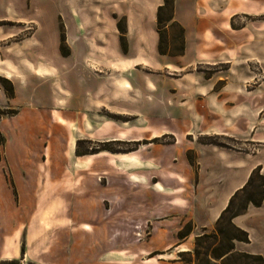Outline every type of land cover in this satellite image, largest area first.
<instances>
[{"label": "rangeland", "instance_id": "rangeland-1", "mask_svg": "<svg viewBox=\"0 0 264 264\" xmlns=\"http://www.w3.org/2000/svg\"><path fill=\"white\" fill-rule=\"evenodd\" d=\"M183 1L196 8L202 2L209 16L198 22L203 35L195 39L194 46L200 50L172 57L160 55L158 49L153 54L151 49L154 37L157 47L159 42L157 15L153 25L148 14L153 0H0V66L22 84L33 79L30 90L21 91L20 99L61 96L65 101L61 104L62 115L51 117L49 126L29 127L26 132H18L17 139L8 120L1 125L5 144L0 160V264L244 263L234 258L223 263L211 256L210 252L219 245L215 238L217 224L203 233L209 238L198 245L196 238L203 234L193 236V246L186 251L177 245L184 241L180 237L176 245L162 250L172 242L171 237L163 231L154 233V192L162 186L161 191L178 196V204L185 205L187 193L196 201L202 179V150L227 151L253 163H264V0ZM176 2L174 19L185 29L186 51V28L175 18ZM168 13H164L165 18ZM128 16L137 19L129 22ZM119 22L127 32L131 27V43L126 33V53L122 50ZM61 35L65 36L63 43ZM175 37L173 43L179 47L180 28L168 23L164 47L168 48ZM131 47L133 56L141 61L136 66L124 63ZM61 48L69 54L64 56ZM0 77L7 79L0 81V88L5 92L11 83L15 97L13 78ZM82 77L86 84L97 85V109L88 112L90 115H83L81 109H68L75 102L84 109L89 99L87 93L74 91L85 84L80 83ZM196 96L216 98L212 107L220 109V125L227 134L202 132L203 119L194 118L189 110ZM155 101L161 104L154 105ZM137 103L141 115L135 112ZM118 109L124 114L117 113ZM20 110L21 107L0 105V120ZM55 122L62 124L60 131L52 126ZM171 122L181 134L170 132ZM170 145L176 146L174 157L160 164V151ZM9 159L28 162L24 173L44 174L52 179L38 182L39 193L34 197L41 200L43 188L60 190L58 195L65 197L64 205L62 199L55 198L43 216L31 213L32 192L26 189L25 182L21 186L13 178ZM257 167L264 175L263 168ZM57 175L60 182L54 181ZM108 176L113 184L108 182ZM168 178L177 182L173 189L165 183ZM120 180L133 185H122ZM257 180L255 176V184ZM254 187L238 194L233 211L241 208ZM105 190L130 195L131 200L140 195L148 217L139 230L110 228L108 240L112 232L118 236L112 241L114 249L107 252L102 231L92 228L102 222V214L98 213L102 206L104 217L117 220V207L106 199ZM118 204L121 205L120 197ZM36 220L41 223L33 228ZM80 222L82 228L78 229ZM190 224L184 225L186 231ZM163 229L169 230L167 225ZM129 241L142 243L121 246ZM236 244L241 245L238 241L235 247ZM195 249L200 252L198 257Z\"/></svg>", "mask_w": 264, "mask_h": 264}, {"label": "crops", "instance_id": "crops-1", "mask_svg": "<svg viewBox=\"0 0 264 264\" xmlns=\"http://www.w3.org/2000/svg\"><path fill=\"white\" fill-rule=\"evenodd\" d=\"M161 2L162 0H153L149 8L148 14L153 25H156L157 8L161 4ZM197 5L198 7L196 8L195 5L190 2L184 3L183 0H177L176 2L175 18L182 22V24L186 28V51L185 55H183L182 57L186 56L189 51H192L194 53L195 51L200 50V48L195 49L194 46V42L196 41L195 39L200 38V36L203 35L201 28L199 29L198 22L205 20L206 17L209 15H207L208 9H205V6L202 2H199ZM137 18H139L138 15ZM137 18H131L130 16H128V21L130 22L136 20ZM130 31L131 27L129 25L127 35L131 43ZM151 45L153 54H156V37H154L153 43ZM125 55L126 59L124 63L126 66H130L129 64L131 63H133V66H136L141 62L138 58H136V56H133L132 47L130 52ZM196 62L197 61H194V64H196ZM7 72L8 71L6 68H1L0 66V75L12 79V75H10L11 77H9V73ZM33 76L38 77L37 75ZM81 79L84 80H81L80 83L84 84L86 82V79L84 77H82ZM12 80L14 82L16 96L9 100L3 89L0 88V105L21 107V110L15 116L2 118L0 120V128L2 127L1 125L5 124L6 120H8L11 128L10 131L12 135H14V137L17 139L16 136L18 132H26V129H28L29 127L42 129L44 126H49L52 123L51 117H60L61 112H63L61 104L63 102L65 103V101L61 99V96H53L49 98L34 96L28 99L21 100V91L25 89L29 91V88H31L29 84L33 82V79L31 82H26L25 84H22L19 79L13 78ZM32 85L34 84L32 83ZM58 87L60 88V90L64 89L62 83H59ZM77 90L78 92L83 91V93L88 94L87 96L89 97V99L84 103L85 108L82 109L81 106H79L78 103L75 102V104H73L72 106L70 105L68 109L72 110V112L76 109H81L80 111L83 115H90L88 112L97 109V85L95 83L92 84V82H90L89 84L85 83L83 86H81V89L75 88L74 91ZM213 96H207L201 99L196 96V99L192 100V109L189 110L194 113V118L203 119V133L210 135H225L227 134L225 132V127L223 125H220V109L212 107V102H214L216 99ZM112 97L113 95L111 96V98ZM73 98H75V100L77 101L75 95L73 96ZM148 103L152 102L148 101ZM153 103L154 105L161 104L159 101H155ZM217 103L219 102L217 101ZM139 106L140 105L138 103L134 105V107L136 108L135 112L138 114ZM116 112L119 114H124V111L122 109H118L116 110ZM211 118L213 119V123H211ZM52 126L58 131H60V127L62 126V124L59 122H55V124H52ZM168 126L170 127L169 130L171 133L174 132L177 135L182 133L181 130L177 128L173 122H171V124H169ZM20 146L23 148L22 145ZM175 147V145H170L168 148L164 149L163 151H160V164H167L170 159L174 157ZM168 149H170L169 152ZM8 162L13 178L20 181L21 186H23V182H25L26 189H29L32 192L31 203L29 205L31 213H36L37 215L41 214L43 216V214L47 212L50 200L55 198H58L59 200L62 199L64 205L65 197L63 196V198H61L58 195L60 193V190L51 192L49 189L44 190L43 188L42 195L40 196L41 200L38 197H34V193H36V195L39 193V186L37 185L38 182L42 181L44 183L45 181L52 180L49 179L48 175H39L29 172L24 173L23 167L25 165H29L28 162H26L25 164L24 160L9 159ZM201 162L202 179L198 184V190L195 196L196 201H194L193 197H190V195H188L187 193L184 197L186 199L185 205L178 204V196L172 192L169 193L161 191L163 188L162 186L158 188V191L156 190L154 192L152 212V216L155 219L154 233L156 234L159 231H163V233L169 235L172 240V242L167 244L165 247L161 248L162 250L168 249L177 244L176 239L179 238L178 233L187 222L192 223L193 230L187 237L182 238L184 241L178 243L177 245L183 247L182 250H191L193 246L191 241L192 237L203 234L204 232H207L208 230H211L214 227L220 214L228 205L230 198L237 190H239L245 185L251 175L252 170L257 166H261L264 170L263 162L253 163L247 158H244L242 156H235L232 153L221 150H202ZM159 175V177L164 179L161 173ZM58 179H60L59 175L56 176V180L54 181L60 182L61 180ZM108 179V182H110V184L114 183L113 179L109 176ZM100 181L102 182V179H100ZM119 183L127 186L133 185H131L130 182H125L123 180H120ZM165 183L172 187L170 189H173V184H176L177 182L176 180L168 178L165 179ZM2 186L3 185L0 184V234L2 231L3 213V201L1 197ZM135 187H137V185H135ZM104 192L106 199H108V201L112 203V206L117 207V212L115 215L117 216V220L114 221L113 217H104L102 206L99 207L100 209L98 210V213L102 214V222H99V226H97L96 224L95 227H93L94 225H92V228L102 231L101 236L102 239L105 241L104 244L106 245L107 252L112 251L114 249L113 242H115L116 236H118V234L112 232V234L110 235L111 241H109L107 238V231L110 228L112 229L116 227L124 230H139L138 226H141L143 223L147 222L148 217L146 216L144 210V200L140 198V195H138V197L136 198L133 196L131 200L130 195H121L120 193H114L108 190H105ZM119 197L121 198V205H116L119 202ZM100 200H103L104 203L106 201L104 197H101ZM109 206L110 210L111 204ZM39 222L40 221L38 220L33 221L32 227L34 228V224L37 225ZM233 223L241 229L245 230L249 235V242H239L241 243V245L238 246V244H236L237 249L239 251H244L251 254H261L264 257V200L261 206H254L253 204H249L247 209L243 213L233 218ZM81 224L83 223L80 222V227L77 226L76 228L81 229ZM166 225L168 226L169 230L163 229ZM141 243L142 242L137 243L134 241H132L131 243V241H129L125 242L121 246H127L130 244L139 246L141 245ZM1 256L2 249L0 246V260L2 259Z\"/></svg>", "mask_w": 264, "mask_h": 264}, {"label": "trees", "instance_id": "trees-1", "mask_svg": "<svg viewBox=\"0 0 264 264\" xmlns=\"http://www.w3.org/2000/svg\"><path fill=\"white\" fill-rule=\"evenodd\" d=\"M174 5L175 0H163V4L158 7L157 10V32L159 34V42H158V52L160 55H168V56H183L185 54V38L184 27L174 19ZM169 11L168 16L164 17V13ZM177 25L180 28V46L175 47V42L177 38H173L172 43L168 44V48L164 47V30L166 25ZM118 28L121 33L120 39L124 42L122 43V50L126 53L128 50L126 41V33L127 28L124 26L122 27L120 22L118 23ZM61 42H65V36L61 35ZM61 43V44H62ZM61 52L64 56H67L69 53L64 52L61 48ZM7 80L3 77H0V81ZM5 93L8 98H13L15 95L14 87L10 83V87H5ZM5 144V138L2 137L0 134V159H1V147ZM260 167H256L248 181L245 185L237 190L229 200L228 205L220 214L216 224H217V233L215 234V238L218 239V246L215 247L210 253L211 256L216 260H221L223 263L229 259H236V260H243V264H264V257L261 254H251L247 252H241L236 250L235 241L248 243L249 242V235L248 233L241 229L240 227L236 226L233 223V218L238 216L239 214L243 213L249 204H253L254 206H261L264 200V175L260 174ZM255 176H257L258 180L255 184ZM255 184V187H254ZM254 187V191L249 193L246 198L245 203L241 206L240 209L233 211L232 205L234 199L240 193H246L250 188ZM186 227L182 228L178 235L180 238L187 237L192 231V225L185 229ZM209 238V235H201L196 238L197 245L198 242L200 243L201 240ZM184 253V252H181ZM200 254L198 249H195V255L198 257Z\"/></svg>", "mask_w": 264, "mask_h": 264}, {"label": "bare ground", "instance_id": "bare-ground-1", "mask_svg": "<svg viewBox=\"0 0 264 264\" xmlns=\"http://www.w3.org/2000/svg\"><path fill=\"white\" fill-rule=\"evenodd\" d=\"M136 235H137V236H140V234H139V233H137Z\"/></svg>", "mask_w": 264, "mask_h": 264}]
</instances>
